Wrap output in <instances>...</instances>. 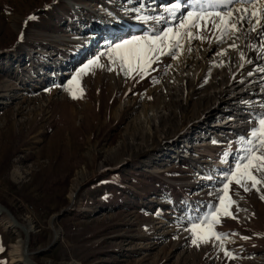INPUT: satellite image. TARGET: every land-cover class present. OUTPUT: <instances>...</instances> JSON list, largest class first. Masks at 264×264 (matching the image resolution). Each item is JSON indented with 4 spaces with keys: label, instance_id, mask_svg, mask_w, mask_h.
Masks as SVG:
<instances>
[{
    "label": "rangeland",
    "instance_id": "obj_1",
    "mask_svg": "<svg viewBox=\"0 0 264 264\" xmlns=\"http://www.w3.org/2000/svg\"><path fill=\"white\" fill-rule=\"evenodd\" d=\"M147 1L0 0V203L31 230L40 264H264V170L251 169L259 183L231 176L249 148H259L252 133L264 118V96L229 133L202 124L197 103L208 62L242 43L237 17L258 29L264 0L157 1L180 2L176 26L188 12L232 11L228 23L237 28L211 15L183 29L179 47L165 46L142 75L125 74L115 45L169 29L143 18ZM100 29L108 38L89 40ZM174 119L180 124L161 149L162 121ZM149 131L155 148L139 152ZM213 212L220 239L194 235L192 225ZM11 223L0 213V264H22L8 254L24 239Z\"/></svg>",
    "mask_w": 264,
    "mask_h": 264
},
{
    "label": "bare ground",
    "instance_id": "obj_2",
    "mask_svg": "<svg viewBox=\"0 0 264 264\" xmlns=\"http://www.w3.org/2000/svg\"><path fill=\"white\" fill-rule=\"evenodd\" d=\"M157 1L159 0L147 1L148 6H146V9H144L145 13L142 15L143 18L153 20L150 21L151 23H160L162 24V27L166 26L173 28L177 32H181L184 28L180 27L179 25H175L180 20V13L178 12L179 8L175 9L174 11L168 10L172 8L173 5L177 3L180 4V2L177 1L172 6L167 7L166 4H164L165 2L161 6H156ZM239 25L241 34H239L240 37L237 38L239 41L242 40V43H240L239 46L234 44L229 50L227 49L225 52L219 53L212 63L206 61L208 62L207 67L210 79L206 86H202L198 89L200 93L197 103L201 109V123L209 124V122L214 121V123L208 125V127L213 128V130L216 132L221 130L226 133L238 131L242 127V120L251 117L252 111L249 105H251L256 97L264 96V19L258 23L259 28L253 29L252 31L247 30L246 25L243 26L242 21H239ZM117 28L114 26L112 28L105 27V29H111L114 32L118 30ZM101 33H105V38H108L107 34L110 33V31H104V29H100V31L98 30L95 33L91 32L88 38L89 40H94L99 37ZM258 40L259 44L257 43ZM107 41L108 39H103L101 45H107ZM89 43L93 42L88 41L87 44ZM214 44L215 41L211 45L213 46ZM259 46H261L263 49L262 52L259 55H254ZM253 55L254 57H252ZM249 56L252 58L246 59ZM261 65H263V67H261ZM60 67H65V65L61 64ZM250 70L255 71L256 75L250 76L248 73ZM241 75H247V77L244 80H241ZM185 104L186 105L183 106L184 110L188 106V103ZM210 109L215 110L212 115H208V113L211 111ZM178 113H180V111H177V113L174 114L177 116ZM164 115L165 114H162L161 111L156 112V116L159 119L162 118L163 120L166 118ZM214 116H216L217 119L212 120L211 118ZM177 118L179 119V117ZM222 120H224V122H222ZM163 122L164 125L160 131V137L158 139L159 145L157 146H159L161 149H166V144L170 142L168 137L169 134L173 133L180 123L177 122V119H174L172 123H165V121H162V123ZM229 123L232 124L229 125ZM152 137L153 136L151 133L149 134L148 139L144 141L146 144H144V142L140 144L138 149L139 152L150 151L152 148H155V145L151 143L153 140L151 139ZM192 146L194 147V145ZM12 225L14 226V224ZM29 231L31 233L30 229ZM8 254L10 255L13 263L19 262L26 264L23 257V241L12 244Z\"/></svg>",
    "mask_w": 264,
    "mask_h": 264
},
{
    "label": "snow or ice",
    "instance_id": "obj_3",
    "mask_svg": "<svg viewBox=\"0 0 264 264\" xmlns=\"http://www.w3.org/2000/svg\"><path fill=\"white\" fill-rule=\"evenodd\" d=\"M224 0H209V4L212 3H222ZM194 3L199 4L201 0H194ZM181 5L179 3L173 5L172 8L168 9L169 11H174L175 9L180 8ZM242 10L246 13L248 12L247 8H242ZM260 9H256L252 14L256 15L260 12ZM214 15L219 17L224 24L225 28L231 27L232 29L237 28V24L235 22L229 25L228 21L231 19L233 13L229 11L227 13H205L204 11L200 12H188L187 16H185L180 23V27L184 29L195 28L199 26L200 20H207L209 16ZM34 18V17H31ZM244 16L237 17V21H242ZM215 24V21H212ZM219 27V25H216ZM238 30V29H237ZM187 35L191 38L192 33L187 32ZM181 38V33L175 31L173 28H169L167 31L163 32L162 35H148L145 37H134L132 40L124 41L121 44L115 45L114 52L116 57L121 61V67L125 71V74H128L129 71H138L141 75L147 70L148 67L153 63L154 57L156 53L164 54V47L166 46L170 51L173 48L179 47V41ZM164 41H169L167 45H164ZM174 41V42H173ZM163 45V46H162ZM112 59V56L109 57ZM158 58V57H155ZM115 62V61H113ZM92 63V62H90ZM88 65H85L87 68ZM83 71V69L81 70ZM260 128L258 130L253 131L252 135L260 138L259 148L253 146L249 148L248 155L245 156V163L238 164L236 166V172L231 173L232 177L236 176V173H241L242 176H246L248 179L254 181L255 183H259L260 181L256 180V177L252 175L251 169L256 166L258 170H264V163L255 164L254 162L260 161L264 162V155H257V151L259 149H264V118L260 120ZM252 142L249 141V144ZM241 169L243 171L241 172ZM238 185H241V180L239 178L235 181ZM253 184V187L255 186ZM228 185L225 184V190H227ZM247 190V189H246ZM221 204H223V197H221ZM216 211H220V209H216ZM224 214H228V209L225 207L223 209ZM212 218L205 217L201 223H194L192 225V232L194 235H198L199 231H204L207 234H211L215 236L216 239H220L223 235L222 233H216L213 231V225L219 223V217L215 215V212L209 214ZM205 225L207 227H205ZM247 239V237H245ZM205 242L208 240V235L204 237ZM195 243V240L193 241Z\"/></svg>",
    "mask_w": 264,
    "mask_h": 264
},
{
    "label": "water",
    "instance_id": "obj_4",
    "mask_svg": "<svg viewBox=\"0 0 264 264\" xmlns=\"http://www.w3.org/2000/svg\"><path fill=\"white\" fill-rule=\"evenodd\" d=\"M0 213L6 214L7 217L12 221V223L22 231V233L24 235L23 257L25 259L26 264H40L32 258L33 252L30 250L31 233H30L27 225L25 223L21 222L8 206H6L2 203H0Z\"/></svg>",
    "mask_w": 264,
    "mask_h": 264
},
{
    "label": "trees",
    "instance_id": "obj_5",
    "mask_svg": "<svg viewBox=\"0 0 264 264\" xmlns=\"http://www.w3.org/2000/svg\"><path fill=\"white\" fill-rule=\"evenodd\" d=\"M31 241H32V239H31Z\"/></svg>",
    "mask_w": 264,
    "mask_h": 264
}]
</instances>
